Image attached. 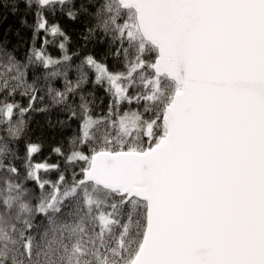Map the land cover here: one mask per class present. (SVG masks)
Returning a JSON list of instances; mask_svg holds the SVG:
<instances>
[{
    "label": "snow or ice",
    "instance_id": "obj_1",
    "mask_svg": "<svg viewBox=\"0 0 264 264\" xmlns=\"http://www.w3.org/2000/svg\"><path fill=\"white\" fill-rule=\"evenodd\" d=\"M20 2L35 10L36 26L26 62L0 42V264H264V0L0 8L16 12ZM57 6L73 20L78 11L91 17L85 43L108 44L102 59L87 54L75 65V81L69 37L45 15ZM41 30L62 37L59 59L35 47ZM33 65L43 77L29 82ZM89 83L108 95L100 115ZM45 90L78 130L67 149L52 148L63 170L33 163L41 145L27 143L21 178L9 145L27 113L48 111L35 108Z\"/></svg>",
    "mask_w": 264,
    "mask_h": 264
},
{
    "label": "trees",
    "instance_id": "obj_2",
    "mask_svg": "<svg viewBox=\"0 0 264 264\" xmlns=\"http://www.w3.org/2000/svg\"><path fill=\"white\" fill-rule=\"evenodd\" d=\"M10 0H0V4H8ZM75 10H79L81 5L89 6L90 0H74ZM66 9L62 10L60 6L55 8V11H46L49 25L57 24L61 30L69 37L66 42L67 54L72 56L70 63L73 68L69 71L68 78L75 81L77 78L74 70L75 65L79 64L83 57L87 54H93L98 59H102L104 53L107 51L108 44L106 42H100L96 38H93L90 42L85 43L83 35L86 34L87 28L93 23L91 17L83 11H78L76 19H70L66 14ZM89 11L92 9L89 7ZM0 12L3 13V17L0 18V42L6 41L3 46L7 51L12 52L17 59L22 62L27 61L28 51L33 47V32L36 26L35 10L26 11L25 4L20 2L18 11L12 12L10 8H0ZM45 38L48 40L47 45L43 43ZM62 37L53 36L47 34L44 31H40L35 39V47L43 48L46 55H50L54 59H59L64 53L59 48V43ZM110 68H113L116 61L109 57L106 61ZM29 82L36 76L43 77L42 66L33 65L29 68ZM90 80L94 78L91 74ZM53 86L57 89H63V79L57 78L53 82ZM87 92L94 94L95 102L93 105V114L100 115L107 111L108 95L104 89L99 86H93L91 83L85 86ZM43 96V101L37 100L35 104L36 109L48 108V111H30L24 117L26 120V129L24 134L18 141H12L10 147L15 151L18 159L15 160L16 167L20 170L21 178L25 174V145L27 143H37L41 145V150L34 154L32 158L33 163H48L59 164L61 170L64 169L63 158L52 152V148L56 146H62L65 149L68 147V140L78 130V121H68L67 114L60 110L59 107L51 104L50 98L46 95V90L39 94ZM15 99L23 105H27V98L16 95ZM92 99V97H89ZM78 101V96H77ZM138 106L133 103L131 108L136 109ZM129 108V105L125 103L122 106L121 111ZM142 110V105L140 106ZM65 121L64 124L59 123ZM4 126H0V137H6L7 134L3 130ZM40 175L43 179L55 181L58 178L59 173L56 170H50L43 172L41 170ZM27 187H35L31 181L26 182Z\"/></svg>",
    "mask_w": 264,
    "mask_h": 264
}]
</instances>
